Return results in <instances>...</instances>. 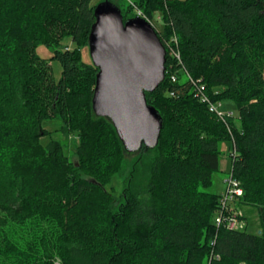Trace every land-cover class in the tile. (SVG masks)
Wrapping results in <instances>:
<instances>
[{
	"label": "trees",
	"instance_id": "obj_1",
	"mask_svg": "<svg viewBox=\"0 0 264 264\" xmlns=\"http://www.w3.org/2000/svg\"><path fill=\"white\" fill-rule=\"evenodd\" d=\"M93 1L0 0V264H264V0H121L125 21L159 16L166 49V78L146 93L160 139L137 153L93 110ZM54 120L75 161L43 143ZM222 141L260 234L216 223Z\"/></svg>",
	"mask_w": 264,
	"mask_h": 264
},
{
	"label": "water",
	"instance_id": "obj_2",
	"mask_svg": "<svg viewBox=\"0 0 264 264\" xmlns=\"http://www.w3.org/2000/svg\"><path fill=\"white\" fill-rule=\"evenodd\" d=\"M95 18L89 37V54L99 70L94 113L111 121L126 152L155 148L163 121L146 93L166 78V49L148 20L125 21L109 0L96 6Z\"/></svg>",
	"mask_w": 264,
	"mask_h": 264
},
{
	"label": "rangeland",
	"instance_id": "obj_3",
	"mask_svg": "<svg viewBox=\"0 0 264 264\" xmlns=\"http://www.w3.org/2000/svg\"><path fill=\"white\" fill-rule=\"evenodd\" d=\"M106 0H94L92 5H99ZM113 4H115L118 8H121V0H110ZM140 15V12H138ZM142 15V14H141ZM146 19V18H145ZM147 20V19H146ZM148 22L151 23L150 20ZM152 23L158 28L161 29V21L159 16H156ZM37 54L42 58H49L52 56V51L48 50L44 46H40L37 49ZM90 60V56H85V60ZM54 76L58 81L61 78L62 68L59 62H53ZM219 107L220 114H233L234 117L238 118V109L234 102L224 100ZM63 123L59 120L47 121L44 123V127L46 130L51 132V135L43 138V143L47 144L50 141H58L62 143L65 147L66 154L73 161L76 160L75 157V146L78 143L77 139L70 138L69 136L64 135L62 132H58L57 129L62 127ZM234 152V145L231 141H222L220 143V170L213 174V185L209 189L210 192L224 195L226 190V185L224 183L226 177L231 174L232 168V153ZM124 182V176H120L116 178L114 182V186L116 188V194L119 195L122 192ZM234 206L237 214L240 216L238 219L237 229L244 231L246 230L250 234H260L262 232L261 223L259 220L258 208L251 205H244L237 203Z\"/></svg>",
	"mask_w": 264,
	"mask_h": 264
},
{
	"label": "built area",
	"instance_id": "obj_4",
	"mask_svg": "<svg viewBox=\"0 0 264 264\" xmlns=\"http://www.w3.org/2000/svg\"><path fill=\"white\" fill-rule=\"evenodd\" d=\"M139 16H142L141 13ZM172 42L177 44V39L174 37L172 39ZM172 81L176 82L177 78L175 76L172 77ZM174 95V94H172ZM203 103H207L210 106V111L213 113H218L219 115V107L221 106V103H212L208 97L203 98ZM226 185L225 194L222 195V198L220 200L221 204V210L220 213L216 216L215 220L218 225H226L229 229H237L238 224V217L237 212H234L233 216H229V212L233 210V206L237 203V201L244 196V190L240 186V182L235 179L232 175H229L226 177L224 181Z\"/></svg>",
	"mask_w": 264,
	"mask_h": 264
}]
</instances>
